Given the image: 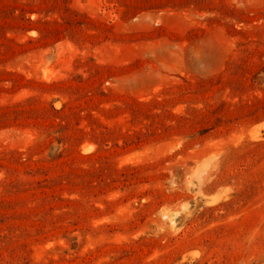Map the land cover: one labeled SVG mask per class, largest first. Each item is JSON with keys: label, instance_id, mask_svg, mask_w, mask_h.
I'll list each match as a JSON object with an SVG mask.
<instances>
[{"label": "rangeland", "instance_id": "374dc122", "mask_svg": "<svg viewBox=\"0 0 264 264\" xmlns=\"http://www.w3.org/2000/svg\"><path fill=\"white\" fill-rule=\"evenodd\" d=\"M0 264H264V0H0Z\"/></svg>", "mask_w": 264, "mask_h": 264}]
</instances>
